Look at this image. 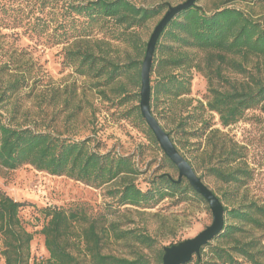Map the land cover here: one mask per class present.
Instances as JSON below:
<instances>
[{"label":"trees","instance_id":"1","mask_svg":"<svg viewBox=\"0 0 264 264\" xmlns=\"http://www.w3.org/2000/svg\"><path fill=\"white\" fill-rule=\"evenodd\" d=\"M76 1L0 0V31L11 32L2 34L0 39H18L25 35L44 46L64 44L67 64L81 77L99 80V86L94 87H109L133 68H142L144 58L129 64L115 60L110 53L111 42H131L134 49L138 48V29L159 17L163 7H140L130 0ZM96 29L104 33V39L97 37ZM194 51L206 54L205 59L196 60L192 55ZM13 65H18L19 71L24 70V75L6 81L4 94L8 100L26 88V75L31 73L30 66L12 61L0 68V75ZM192 69L205 73L210 95L207 110L219 116L224 129L247 121L251 111H259L264 116V15L257 18L226 4L212 11L197 4L181 12L165 29L156 47L150 75L154 117L153 110L159 102L172 110L182 97L191 94ZM228 71L245 80L230 84V78L226 77ZM138 76L141 81V70ZM220 80L230 88L218 87L216 82ZM1 85L0 76V88ZM4 101L0 96V103ZM139 119L157 144L142 115ZM203 131L206 152L210 153L207 172L217 182L237 191L247 188L254 179V169L247 159L248 146L232 140L220 129L206 126ZM91 144L90 138L72 140L29 126L0 122V166L7 170L30 165L39 172L65 176L95 188L117 183L111 193L121 208L130 206L146 210L168 196L187 194L205 201L186 179L179 180V175L177 179L166 174L159 176L143 191L135 183L140 171L131 157L101 153ZM164 159L174 167L166 155ZM23 206L24 203L0 191V249L5 264H25L30 258L33 234L20 219ZM225 212L237 224L264 231V205L242 198L236 207L225 208ZM43 214L46 221L41 233L49 258L40 264H82L85 261L91 264H150L144 256L131 260L104 255L102 248L107 243L106 238L103 232H98L97 220H90L83 209L67 211L48 207ZM237 224L225 226L220 238L236 235ZM136 240L147 248L153 245L152 238L147 235L138 234ZM82 253L84 258L80 256ZM163 255L164 248L160 263H163ZM190 264L263 263L258 259L253 242L236 240L230 248L208 244L200 257H195Z\"/></svg>","mask_w":264,"mask_h":264},{"label":"rangeland","instance_id":"2","mask_svg":"<svg viewBox=\"0 0 264 264\" xmlns=\"http://www.w3.org/2000/svg\"><path fill=\"white\" fill-rule=\"evenodd\" d=\"M130 1L140 7L162 6L163 12L144 28L138 29V48L134 49L131 42H111V55L124 64L143 60V49L168 7L177 6L186 0ZM197 4L211 11L218 5L226 4L256 15L257 18L264 15V0H198ZM7 33L11 34L9 31H0V36ZM95 34L104 39V33L98 29ZM0 45V68L12 61L31 68V73L26 75V88L9 100L4 94L6 81L21 77L24 70L19 71L18 65H13L0 75V96L5 98L4 103H0V122L29 126L72 140L90 138L91 145L101 153L113 152L131 157L140 171L135 183L143 191L164 174L178 178L177 167L164 159L165 154L159 143L152 141L139 119L141 81L138 75L141 66L133 68L109 87H94L99 86V80L81 77L74 67L67 64L64 44L44 46L21 35L18 39H0ZM192 55L198 61L206 57V54L197 51ZM191 73V94L182 97L172 110L164 102H159L153 110L155 118L170 135L179 153L191 163L196 174L219 197L225 208L232 210L242 198L264 205V116L259 111H251L247 121L224 129L219 116L207 110L210 95L205 73L196 69H192ZM226 74L233 85L245 80L231 71ZM216 85L222 90L230 88L222 80ZM206 126L220 129L232 140L248 146L247 159L254 169V179L247 188L237 191L217 182L207 172L210 153L206 152L203 131ZM116 187L117 183L95 188L65 176L39 172L30 165L17 170L0 166V191L24 203L19 216L26 230L33 234L30 258L25 264H40L49 258L41 233L46 221L43 210L48 207L67 211L83 209L90 220H97V230L103 232V238H106L107 243L102 248L104 255L131 260L144 256L150 264H163L160 259L164 247L196 237L213 222L208 203L192 194L168 196L146 210L130 206L121 208L111 193ZM236 222L226 213V226ZM237 225L239 231L236 235L231 238L219 236L210 244L230 248L236 240L253 242L258 259L264 264V231L249 225ZM138 234L152 238V247L140 244L136 240ZM80 256L84 258L83 253ZM0 264H5L1 249ZM82 264L91 263L85 261Z\"/></svg>","mask_w":264,"mask_h":264},{"label":"water","instance_id":"3","mask_svg":"<svg viewBox=\"0 0 264 264\" xmlns=\"http://www.w3.org/2000/svg\"><path fill=\"white\" fill-rule=\"evenodd\" d=\"M198 0H186L177 6H169L155 26L146 47L141 68L140 110L143 119L155 135L164 154L177 167L179 180L186 179L190 186L208 203L213 215L212 224L196 237L164 247L163 264H190L200 257L204 247L218 238L226 226V212L219 197L196 174L191 164L179 153L170 135L161 127L151 111V70L157 44L169 24L183 11L197 6Z\"/></svg>","mask_w":264,"mask_h":264}]
</instances>
